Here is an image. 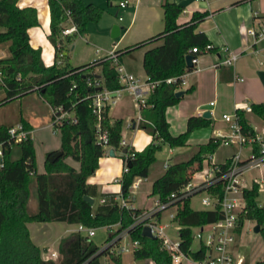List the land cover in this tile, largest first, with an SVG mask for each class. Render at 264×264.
<instances>
[{
  "label": "trees",
  "instance_id": "1",
  "mask_svg": "<svg viewBox=\"0 0 264 264\" xmlns=\"http://www.w3.org/2000/svg\"><path fill=\"white\" fill-rule=\"evenodd\" d=\"M122 0H107L112 5ZM244 1V0H241ZM240 2V1H239ZM50 12L49 40L55 47L54 62L46 66L41 57V50L30 44L28 30L38 25L37 11L32 6L19 7L18 0H0V49L6 52L0 57V89L5 97L0 104L28 93L37 92L50 107L62 106L74 114L76 122L64 121L59 127L62 155L55 161L46 154L44 172H38L35 162V149L31 135L17 144L9 145V125H0V144L3 149V161L0 166V264H100L102 256H110L120 262V255H114L119 234L126 231L131 240L138 241L133 249V259L142 264H171L170 254L158 237L142 235V227L135 224L143 210L127 205L131 200L130 187L136 177H147L149 167L155 161V154L165 143L170 148L184 146L190 134L199 128L208 127L210 119L192 116L187 120L184 132L173 135L169 130L166 110L175 105L180 98L175 96L181 84L180 76L191 69L186 66L185 57L196 47L203 49L209 44L203 32L196 27L204 20L208 12H194L187 22L177 23L182 12L181 6L169 0H163L164 28L147 41L161 39L162 43L147 49L142 58V65L148 80H165L176 77L173 83H159L148 95L146 105L139 107L138 128L150 133L152 141L141 151L120 146L122 139V121L108 115L109 108L103 112L101 127L107 131L108 144L113 151L120 153L123 164L128 167L119 180L120 199L114 194H101L104 200L96 206L84 200L88 195L97 197V188L87 184V178L98 168L99 158L106 149L96 142L97 118L92 112V95L105 88L119 90L122 84L112 61L106 57L94 59L88 63L73 66L68 62L66 51L74 35H83L89 22H97L103 14L101 7L84 0H48ZM77 25V31L62 36L61 30L68 19ZM147 41L115 49L118 58L124 53L142 47ZM59 44V47H58ZM63 55L60 57L59 53ZM99 68V71H96ZM99 82L101 87L96 85ZM191 89L185 90V93ZM253 114L264 121V103L250 105ZM241 132L254 135V128L248 123L245 112L237 110ZM31 131L32 126L25 119L20 121ZM220 146V138L211 137L188 160L168 165L165 173L152 183L151 195L165 201L171 193L177 192L200 170L203 160L213 154ZM257 145L254 152L257 153ZM79 163L75 169L66 162V158ZM231 158L217 163L222 170L228 168ZM35 185L36 207L29 210L31 184ZM222 195L221 183L208 189ZM245 208L239 217L240 232L243 221L250 219L259 225L264 247V205L257 202L258 185L253 182L250 188L242 191ZM189 199L177 200L172 205L180 206L173 219L179 225L178 236L181 251L194 260L203 259L205 248L199 245L192 248V227L215 222L222 218L219 207L194 210L189 206ZM160 217V212L156 214ZM62 221L86 227H110L117 229L109 234L100 248L79 232L61 240L58 258L44 259L40 248L30 238L27 223ZM248 264V263H244ZM255 264H264V258Z\"/></svg>",
  "mask_w": 264,
  "mask_h": 264
},
{
  "label": "crops",
  "instance_id": "2",
  "mask_svg": "<svg viewBox=\"0 0 264 264\" xmlns=\"http://www.w3.org/2000/svg\"><path fill=\"white\" fill-rule=\"evenodd\" d=\"M84 1L93 4L101 3V0ZM125 1V7H119L118 4H114L118 10H122V14L117 12V16L121 17V20L118 19L119 22L101 19L95 25L89 23V28L95 29L99 35V39L104 43L102 47L96 46L94 48L93 52L96 59L106 56L115 49H121L141 41H147L151 36L163 30V0ZM169 1L174 2L182 8V12L177 18L178 24L190 20L194 12H208L206 18L197 24L196 31L203 32L209 44L212 46V50L198 56V62L194 69L186 73L184 83L180 88V90L184 91V94L180 97L179 102L169 106L166 110L169 130L173 135H178L185 131L189 117H203L202 115L206 111L210 113V117L206 118L210 119V125L208 127L196 129L190 134L186 145H184L190 146L187 150L188 152L186 154L178 153V155H175L174 162L171 163L174 164L190 159L198 151L199 146L205 144L211 137L231 135L229 125L221 119L223 113H232L237 107L244 104L264 103V48H257L258 43L264 40V35L256 38L249 32L251 28L257 31L264 29V12L258 11L253 6L258 0ZM18 6H32L36 9L38 25L28 30L30 44L32 47L41 50V57L46 66L52 65L55 58V47L48 37L50 33L48 0H18ZM110 6H113V4ZM115 23L121 27V30L119 36L113 38L111 37V29ZM86 34L87 33H85V35ZM80 36L81 39L84 37V35ZM83 39L86 40V36ZM161 43V39L147 41L144 46L124 53V55H126L124 58H127L128 61H130V59L137 61L136 68L131 67L129 62L125 65L122 62V56H120L119 61L124 72L140 80H146L147 76L142 65L143 54L147 49ZM69 46L70 44H68V47ZM73 47L72 45L71 48ZM227 51L240 54L231 64L220 63V60L226 56ZM0 53H2L1 57L7 55L2 49H0ZM96 71L98 72L99 68H96ZM133 73H136V76ZM142 75H144V77H142ZM236 77L243 78V80H237ZM189 88L191 90L185 93V90ZM123 90L125 89H121L116 95L115 103L109 107L108 115L111 118H120L123 121L124 126L121 131L122 138L129 147L133 148L135 151H141L152 141L153 137L146 130L138 128L137 119L140 116L139 107L129 91L128 93L131 98L124 100L121 97ZM211 101H214L213 105H210ZM118 105L125 106V111L122 112V109L119 108ZM112 106L114 107L112 108ZM245 116L248 123L256 132L264 133V121L261 118L253 114L252 111L245 112ZM27 122L32 126L29 120H27ZM32 131L33 130H31V132ZM228 146L235 148L228 155L229 157L235 152L239 150L242 151L243 148H246H239L236 145ZM180 147L170 148L169 151L173 154L174 150ZM214 153L211 156L213 162L221 163L214 160ZM67 160H71L70 157L66 158V162L75 169L79 168L78 162L73 161V163L70 161V163ZM76 163L78 165H76ZM171 164L164 163L163 168L166 170L165 165ZM153 165L154 164L149 167L147 177H136L134 179L130 187L131 200L127 205L142 209L143 211L153 206L156 198L151 195L152 183L155 179L164 174L161 167ZM44 171L45 168L42 172ZM122 173L123 161L120 153L114 151V155L111 156L105 152L99 158L97 170L87 178L86 182L87 184L96 186L97 193H112L117 200H121L119 197L121 189L119 180ZM258 176L259 178H264V175ZM113 183L117 185H113ZM139 188L142 190L139 191ZM138 196L145 201L150 200V204H141L142 200H140V198L138 199ZM102 198L103 197H99L98 203L102 202ZM93 199L95 203V198ZM255 225L256 223L253 221V229ZM27 227L30 238L33 243L40 248L42 257L44 259L53 260L58 258V248L61 240L77 232L76 224H69L62 221L29 222L27 223ZM241 236L242 227L240 232H238L235 243L231 246L232 253L234 255L242 254L245 263L248 264H255L261 261L264 258V247L262 248L260 257L252 252L247 254L242 249L243 244ZM121 238L122 237H120V239ZM124 252L130 253L129 250L119 251L121 261H124V255L122 254ZM125 259L127 261L125 264H131L130 261L133 259V254Z\"/></svg>",
  "mask_w": 264,
  "mask_h": 264
},
{
  "label": "built area",
  "instance_id": "3",
  "mask_svg": "<svg viewBox=\"0 0 264 264\" xmlns=\"http://www.w3.org/2000/svg\"><path fill=\"white\" fill-rule=\"evenodd\" d=\"M119 7H125L126 1L122 0L118 3ZM121 20L120 16H117ZM77 31V25L68 19L66 25L61 30L62 36L71 35ZM249 32L256 38L262 37L264 35V29L259 31L251 28ZM59 47V44H58ZM212 50L210 44H206L203 49H198L193 47L189 54L193 55L191 60L192 67L188 69H194L198 62V56L200 54L209 52ZM240 53H234L227 51L226 56L220 60V63L231 64L239 56ZM62 52L59 53L61 57ZM110 59L118 72L119 80L122 84L121 89L129 91L138 107H143L146 105V100L150 92L162 81L165 83H173L177 80L176 77H169L165 80H140L131 74L124 72L122 65L120 64L119 58L115 53V50L109 52L106 56ZM187 73V72H186ZM186 73L180 76L181 84L180 88L184 83V77ZM237 80L242 81L243 78L236 77ZM96 85L101 87L99 82ZM180 88L178 90H180ZM110 91L105 88H99L97 92L92 95V112L97 118V131H96V142L102 145L108 153L110 146L108 144V134L105 129L101 127L100 121L103 117V112L106 108L110 107L115 103L116 95L121 90ZM115 95V96H113ZM214 101L210 102L213 105ZM237 110H242L244 112L251 111L249 104H244L237 107L232 113H223L221 119L225 121L230 128L231 135L229 136H217L220 138V145H236L239 148L249 147L250 154L242 158L241 151L235 152L230 156L231 163L227 169L222 170L221 167L213 162L211 156L208 154L203 160L202 168L192 174L190 180L183 185L177 192H173L165 200L161 201L158 197L154 200L153 206L142 212L136 218L135 224H140L141 227L149 226L151 228V233L154 237L161 239L165 249L170 254L171 264H244L245 259L242 254L234 255L231 251V246L235 243L238 236L237 228L239 227V217L244 212L245 200L242 194L244 188H250L246 185V181L243 179V174L248 169L258 168L264 165V133L256 132L254 135H245L241 132V125L239 123V114ZM140 119V116L137 120ZM64 121L76 122V118L73 113L64 110L63 107L55 106L51 107V121L50 124L58 128ZM31 131L27 130L24 125L19 122L15 126H10L8 128V140L6 143L9 145L17 144L27 138ZM257 145V153L254 152V146ZM120 146H128L126 141L122 138L120 141ZM3 161V149L2 144H0V166H2ZM167 168L168 165H165ZM128 167L123 164V171H127ZM255 182L258 185V193L260 189L264 191V178L259 179L254 178L252 183ZM217 183H221L222 195L218 193H212L208 189L214 187ZM206 192L207 196L202 199V203L207 205L211 201L213 202V208L219 207L222 212V218L219 220L197 226L199 231L193 234V240L196 238L201 245L205 248V255L203 259L194 260L187 255H185L179 245L178 241L170 240L166 233L164 232V225L159 224V218L156 214L161 213L162 210L171 206V203L177 200H183L190 198L192 195L199 192ZM104 201L103 199L101 200ZM264 205V203L260 204ZM171 218L174 215H170ZM209 225L210 230L204 236L205 227ZM77 232L83 236L90 238L94 233V228L86 227L84 225H77ZM127 233V232H126ZM138 245V241L132 240L133 249ZM128 247L123 246L120 251H128ZM53 256V254H52ZM188 262V263H187Z\"/></svg>",
  "mask_w": 264,
  "mask_h": 264
},
{
  "label": "rangeland",
  "instance_id": "4",
  "mask_svg": "<svg viewBox=\"0 0 264 264\" xmlns=\"http://www.w3.org/2000/svg\"><path fill=\"white\" fill-rule=\"evenodd\" d=\"M101 3H96L97 6L101 7L103 10V14L99 21L101 19L105 20H113L117 21V12L119 14H122V10H118V8L114 5L110 6V4L107 2V0H101ZM254 8H256L260 12H264V0H258L253 4ZM97 22H89L93 23L92 25L97 24ZM89 23L86 25V31L87 33L83 34L84 37L86 36V40H84L80 35H74L72 38V41L70 43V46L68 47V50L65 52L68 56V62L73 66L82 65L85 63H88L92 60H94V57L96 59V56H94V48L96 46L102 47L104 43L99 39V35L95 29L89 28ZM91 27V26H90ZM74 46L71 48V46ZM264 40L259 42L257 45V48H264ZM3 52L5 50L2 48ZM2 56V53H0V57ZM126 55H122V62L126 65L127 62H129L131 67L136 68L137 67V61L130 59L128 61L127 58H124ZM136 76V73H133ZM144 77V75H142ZM5 92L0 89V101L4 99ZM124 100L131 98L128 91L123 90L122 96ZM115 106V105H114ZM112 106V108L114 107ZM119 108L122 109V112L125 111V106L118 105ZM111 108V109H112ZM134 112V111H133ZM122 115V114H120ZM21 119H27L32 123V132H30V135L33 140L34 149H35V162L36 166L39 172H42L44 170V160L46 157V154L48 152L54 151V150H60L61 147V141H60V133L59 129L53 127L50 124L51 121V107L50 105L42 100L40 96L37 94V92L28 93L26 95H23L19 98H13L11 100L5 101L4 103L0 104V125H12L15 126L17 123L21 121ZM120 119V118H115ZM121 120V119H120ZM122 121V120H121ZM259 125V124H258ZM123 121H122V130H123ZM259 126H262L261 124ZM264 126V124H263ZM125 128V127H124ZM121 130V131H122ZM176 148V147H175ZM190 146H183L179 149H175L173 154L170 153V147L162 143L161 149L158 150L155 154V161L153 162V166L161 167L162 171L165 173V169L163 168L164 163L171 164L174 162L175 155L179 154H186ZM235 148L231 146H225L221 144L215 151L213 157L214 160L217 162H224L228 155L234 150ZM250 154L249 147L243 148L241 151V157L245 158ZM73 162L74 160H67ZM70 162V163H71ZM76 162V161H74ZM73 162V163H74ZM76 165H78L76 163ZM152 165V164H151ZM258 175H264V166L254 168V169H248L243 174V179L246 181V185L249 187L252 184V180L254 178H259ZM113 185H117L113 183ZM30 198H29V210L33 211L36 207V201H35V185L34 183L31 184L30 188ZM142 189L139 188V191ZM150 192V191H149ZM101 192H98L97 197L95 199L94 206L97 205L99 197ZM206 192L202 191L199 193H196L192 195L189 199V206L194 210H204V209H212L213 208V202L211 201L209 204L205 205L202 203V199L206 197ZM156 198V196H154ZM140 196H138V199ZM150 198V197H148ZM141 204L145 205V203L148 205L150 204V200L145 201L144 199L140 198ZM144 200V201H143ZM257 202L259 204L264 203V191L263 189H260L259 195L257 197ZM182 206V204L179 205H172L160 213L159 218V224L164 225V232L166 233L167 237L170 240L178 241V229L179 225L176 221H174L173 218L170 217V215H175L178 208ZM117 229V225L114 224L109 227H98L94 229V234L89 238L95 245L99 246L100 248L105 246L108 243H104V241L107 239L109 234L113 233ZM210 226L207 225L205 227L204 236L207 234V232L210 230ZM199 231V228L192 227L193 234H196ZM120 241L117 245H115V248L113 250L114 255H120L119 251L122 246L128 247L130 253H122L124 255V261L115 262L110 258V256H102L100 257V264H125L126 257H130L132 255L133 246H132V240L127 235L126 231H122L119 234ZM242 244H243V251L247 254L253 253L261 256L262 254V236L261 233H254L253 232V220L245 219L242 224ZM200 245V242L194 238L192 243V248L197 249ZM131 260V259H130ZM131 264H142L141 261L132 259Z\"/></svg>",
  "mask_w": 264,
  "mask_h": 264
},
{
  "label": "water",
  "instance_id": "5",
  "mask_svg": "<svg viewBox=\"0 0 264 264\" xmlns=\"http://www.w3.org/2000/svg\"><path fill=\"white\" fill-rule=\"evenodd\" d=\"M120 30H121V27L115 23L113 26H112V29H111V37L115 38L117 36H119L120 34ZM193 58V55L192 54H188L186 55L185 57V61H186V66L187 68H191L192 67V63H191V60ZM184 94V91L182 90H178L175 92V96L177 98H180L182 95ZM115 96V95H113ZM204 118H209L210 117V113L208 111L204 112L203 115H202ZM108 154L113 156L114 155V151L113 149H109L108 151ZM62 155V151L61 150H57L55 151L51 156H50V161H55L58 157H60ZM84 200L87 201L90 205H93L94 203V199L91 197V196H88V195H85L84 197ZM259 225H255L253 231L255 233H258L259 232ZM142 235L143 236H146V237H154L153 234L151 233V228L149 226H143L142 227Z\"/></svg>",
  "mask_w": 264,
  "mask_h": 264
}]
</instances>
